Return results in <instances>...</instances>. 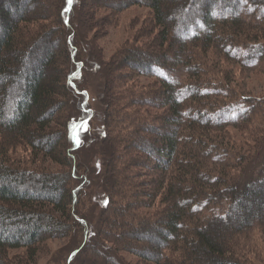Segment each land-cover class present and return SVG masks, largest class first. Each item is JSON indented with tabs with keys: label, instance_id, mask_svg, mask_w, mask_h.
I'll return each mask as SVG.
<instances>
[{
	"label": "trees",
	"instance_id": "16d2710c",
	"mask_svg": "<svg viewBox=\"0 0 264 264\" xmlns=\"http://www.w3.org/2000/svg\"><path fill=\"white\" fill-rule=\"evenodd\" d=\"M183 1L186 2L96 0L93 7L119 11L132 4L147 5L154 13L155 22L161 26L162 42L169 38L167 35L171 32V44L177 43L175 39L180 33L184 37L178 45L185 46L184 43H196L197 40L209 42L213 32L197 33L196 27L192 26L201 24L205 27V23L211 22L210 7H205L204 23L196 18L192 22L189 21L190 14L178 18L169 9L168 5L175 2H178L177 9L187 8L188 11L193 8V0L187 6ZM239 1L248 3L250 8H240L243 13L234 12L233 19L238 20L239 16L256 20L264 18V0ZM26 2L0 0V101H3V105L0 103V133L3 135L0 143V264H33L36 245L40 241L67 237L75 231L74 228L82 226L87 218L78 206L79 197L91 184L102 185L106 190L105 196L99 199L101 225L90 231L91 236L109 239L115 247L110 251L121 249L143 260L148 258L154 264H248L244 259L246 253L239 245L254 225L264 234V128L253 119L257 114L254 110L260 106V114H264V98L234 96L226 88L215 89L216 85L208 84V80L182 83L164 74L166 68L157 62L161 58L143 53L135 58L122 55V59L112 60L114 65L125 63L137 74L153 75L159 80L161 92L157 97L162 96L167 111L158 118L164 122L162 127H170V135H163L161 146L156 148L155 138L146 137L145 133L153 134L158 125L138 109L130 110L134 101L139 102L138 98L134 99L128 93L120 95L119 91L113 93L112 90L111 95L106 96L103 90L101 97L98 95L104 105L103 117L93 128L86 104L89 98L78 84L80 79L76 78L84 64L74 53L73 34H67V30L64 32L62 28L63 24L68 26L74 1L52 0L53 8H60L55 21L61 25V55L70 61H66V66L57 65L56 54L47 48V56L42 58L37 68L28 65L31 56L28 51L43 40L47 42L45 47H49L50 42L44 33L33 40L30 37L29 42L24 38L28 26L24 25L25 30L21 32L18 19L22 20L26 15ZM231 2L234 5L238 0ZM11 4L20 7L14 12L20 10L21 13L17 19L6 22L13 14ZM211 7L214 11L218 9L217 4ZM50 12L54 13L53 10ZM235 20L227 25L229 29ZM241 33L249 36L241 28L234 35L222 33L220 38L224 34L230 38L238 37ZM252 38L258 40L259 37L253 35ZM224 41L226 44L222 42L225 45L222 49L229 58L247 67L264 66V43L256 40ZM63 45H66L64 49ZM235 49L239 54L234 53ZM91 57L100 62L93 53ZM99 68L102 69L101 66ZM46 71L49 73L47 76ZM22 80L23 87L12 99L10 116L5 118L4 103L10 100V85L13 89ZM224 85H227L226 81ZM180 92L181 95H177ZM122 98L130 100L120 107L118 103ZM72 99L74 104L70 107L68 102ZM145 101L155 106L150 98ZM262 118L264 120V115ZM234 125H242L240 129L245 137L249 136L254 147L247 146L239 151L235 145H230L233 142L224 129ZM216 134L219 136L217 141L214 139ZM135 138H139L140 143L137 149L131 145ZM19 140H25L32 149L41 153L43 162L49 160L66 169L48 172L46 168L37 167L35 171L21 166L18 161H11L3 154L2 147ZM204 154L215 162L223 161L224 155L230 156L226 162L232 171L227 175H210L203 169L201 159ZM96 156L105 165L103 172L99 164L95 165V170L91 166L90 161ZM89 172H95L93 179ZM157 198L161 208L155 211L154 216H140L143 214L140 208L153 205ZM123 213L128 215V224H123L128 228L108 234L109 229L105 225L118 227ZM86 224L84 222L83 226L87 227L85 231L88 234L89 226ZM152 232L156 234L154 237H162L155 247L146 245V236H151ZM18 248H24L25 253L12 262L9 252ZM166 249L176 254L164 256ZM109 254L111 263L125 264L122 258L112 256V252Z\"/></svg>",
	"mask_w": 264,
	"mask_h": 264
},
{
	"label": "rangeland",
	"instance_id": "374dc122",
	"mask_svg": "<svg viewBox=\"0 0 264 264\" xmlns=\"http://www.w3.org/2000/svg\"><path fill=\"white\" fill-rule=\"evenodd\" d=\"M28 1L30 0H27V2L24 3L25 17H23L22 20L18 19V26L20 27L21 32L25 30L24 25L28 26L27 36L25 35L24 38L28 39L29 42L41 35V33H44L45 38L50 42L49 47H45L47 42L45 43L46 40H43V42L36 44L33 47V50L28 51L30 53L29 55H31L29 57L30 63L28 65L31 68L39 67L42 58L47 56L48 48L53 50V53L56 54L57 65L64 64V66H66L69 59L62 57L61 55V53H63V50L60 48L62 43L59 32L61 25L59 26L57 21H55L60 8H53L52 0H32V3H28ZM70 1L72 3L74 1V6L69 15V23L68 26L63 24L62 28H64V32L67 30V34H73L72 47L75 49L74 53L77 58L79 57V59L82 60L81 63L84 64L79 69L76 78L80 79L81 83L78 84L83 87L82 92H84L89 98V101L86 100V104L90 109L93 128L98 126L96 124L97 120L100 122V118L103 117L102 110L104 109V105L100 102V92L103 90L107 96V94L111 95L112 92L116 93L115 91H119L120 95L128 93L132 98H138L139 102L136 103V101H134V104H131L130 110H134L135 108L138 109L140 113L151 120L153 124L158 125V127H155L156 132L153 134L145 133L146 137L155 138L154 146L156 148L161 146L160 143L163 135H170V127L168 129L162 127L164 122L158 118L167 111L166 106L163 105L162 96L157 97V94L161 92L159 91V80L153 75L137 74L133 69H130L125 65V63L114 65L112 62L114 58L122 59L125 55L135 58V56L143 53L152 58H161L160 61L157 62H160V64L168 70L164 69V74L167 77L175 78L182 83H190V81L197 82L198 79L208 80V82H210L208 84L214 83L216 85L214 86L215 89L226 88L228 91H232L234 96L250 95L261 96L264 98V66L247 67L242 65L239 61L237 62L236 60L229 58L222 49V46H225L222 42L226 44L224 41L226 39L228 41L227 43L250 40L264 43V18L256 20L254 18L248 19L239 16L240 18H238V20L233 19L234 12L250 8L248 3L238 0V3L236 2L237 4L233 5L231 0H193L192 11L191 9L186 11L187 8H183V10L180 8L177 9L178 2L171 5L169 4V9H171L172 12H175L178 18H183L182 16L190 14L191 20L189 21L194 22V18H196V20L200 19L203 23L204 20L202 19V16L204 15L205 7H210L209 11L212 14V17L210 18L211 22L205 23V27L201 24L192 26L193 28L196 27L197 33L213 32L210 41L206 42L197 40L196 43L188 41L184 43L185 46H182L178 45V41L181 42L183 40V33L176 36V39L174 38L175 40H178L177 43L175 42L174 44H171L172 41L170 39H173L171 37L172 32L167 35L169 38H167L166 41H161V26L155 22L154 13L147 5L132 4L129 7L116 11L103 6L93 7L96 0ZM79 1H82V3H79ZM185 1L186 2H183L185 6H187L188 2L191 3L192 0ZM216 4L218 9L214 11L211 6L214 7ZM11 6L13 14L6 20V22L8 20L17 19L21 13L20 10L14 12V9L18 7L13 4H11ZM22 8L23 7H21V10ZM18 9H20V7ZM52 10L54 11L53 14L50 12ZM240 12L243 13V10ZM233 20H235L236 23L232 25V29H229L227 25L232 24ZM225 22L226 24L223 27L222 24ZM241 28L247 31L246 34L249 36L241 33V35L238 34V37L235 35V37L232 36L233 38H230L224 34L223 38H220L222 33H230L231 35H234V32ZM201 35L203 36V34ZM253 35L256 38L259 37L258 40L252 38ZM30 37H32L31 40ZM21 38L22 37H20V39ZM63 46L64 49L66 45ZM92 53L95 57L100 59V62L95 61L94 58L91 57ZM234 53L239 54L237 49L234 50ZM86 57L87 60L85 61ZM146 57L147 56H145V58ZM142 58L144 59V57ZM99 66H101L102 69H100ZM102 71H105V74L102 73ZM48 74L49 73L46 71V76ZM107 76H109V79L106 78ZM225 81L226 84L229 85L228 87L227 85H224ZM22 87L23 80L20 85L15 86L13 89L10 85V100L8 103H4L5 111L3 112L5 118L10 116V111L13 106L12 99H14V96L16 97L19 95V89ZM98 95L100 97H98ZM177 95H181V92ZM152 96L154 98H152ZM224 96L227 97V95ZM148 98L155 102V106L151 105L153 103L150 104L145 101ZM129 100L122 98L118 104L121 107L123 103ZM73 102L74 99L69 101L68 106L71 107L74 104ZM0 103L3 105V101H0ZM261 111V106L256 108L254 112H257V114L253 116V119L264 128V120L262 118L264 114H260ZM51 126L55 127L56 125L51 124ZM101 126L103 125H100V127ZM240 126L242 125H234L224 129L233 142V144L230 145H235L239 151L244 150L247 146L254 147L248 139L249 136H244L243 130L240 129ZM252 129L249 128V130ZM98 130L95 129V131ZM76 132L77 130H75V133ZM118 133L120 134V128ZM223 135L226 137V134ZM215 137L216 138L214 139L217 141L219 138L218 134H216ZM2 138L3 135L0 133V143L2 142ZM131 143L136 149L140 146L139 138L132 139ZM2 151L5 156L10 157L11 161H18L21 166L27 167L31 170L34 169L37 171V167L40 169L46 168L45 170L48 172H58L66 169L65 166L55 164L49 160L43 162L42 157H40L41 153L32 149L25 140H19L12 143L10 146L2 147ZM97 156L90 161L91 166L95 170V165L97 166L99 164L98 167L103 172L105 170V165L102 164V161ZM222 159L223 161L215 162L211 157L204 154V157L201 159L205 167L203 169L207 170L210 175H227L229 171H232L226 162V160H230V156L228 157L224 155ZM116 162L118 163L119 161L117 160ZM95 172H89L92 179L95 177ZM118 190L119 186L116 188L115 193L118 194ZM105 191L104 186L101 185L100 187H97L96 185L91 184L88 189L82 191L79 197L80 205L78 206L87 218V221H83L82 224L84 225V222H87L86 225L89 226V233L86 234L85 230L87 227L82 225L77 227V230L74 228L73 230L75 231L73 233L71 232L67 237L50 238L40 241L36 245L37 252L33 264H113L108 259V255H111L109 254L110 252H112V256L118 257L119 259L122 258L125 264H154L151 261H148V258L147 260H143L133 253L121 249L110 251L111 247H115L109 239L105 238L103 240L99 237L102 242L100 243V239L97 238V236H91L90 231H92V229L96 230V228H99L101 225L102 207L100 206L99 199L101 200V198L105 196ZM159 208H161V204L159 198H157L154 200L153 205L140 208V213H143L140 216L146 217V215H148L151 216L149 218H152L155 211ZM121 219H119L120 222L118 227H113L108 224L105 225L106 228L109 229L108 234L114 232L120 233L128 228H125L123 225L124 223L128 224L127 213H123V218ZM158 233L160 234L161 232ZM153 234L156 235L155 232H152L151 236H146V245L148 244V246L151 247H155L162 238L161 236L156 238ZM86 239L87 242H85ZM245 239L239 247H241L246 253L244 256L246 262L248 264H264V234H262L256 225H254L253 228L249 229L247 238ZM173 252L174 251L171 249H166L164 250V256L172 257L176 254ZM24 253V248L11 250L9 252V259L14 262L17 256L23 255ZM148 253L150 255L152 254L150 251Z\"/></svg>",
	"mask_w": 264,
	"mask_h": 264
}]
</instances>
